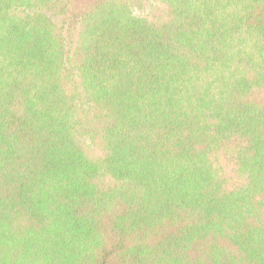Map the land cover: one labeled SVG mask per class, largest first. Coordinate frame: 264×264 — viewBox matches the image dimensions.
I'll list each match as a JSON object with an SVG mask.
<instances>
[{"label": "trees", "instance_id": "16d2710c", "mask_svg": "<svg viewBox=\"0 0 264 264\" xmlns=\"http://www.w3.org/2000/svg\"><path fill=\"white\" fill-rule=\"evenodd\" d=\"M0 264H264V0H0Z\"/></svg>", "mask_w": 264, "mask_h": 264}]
</instances>
